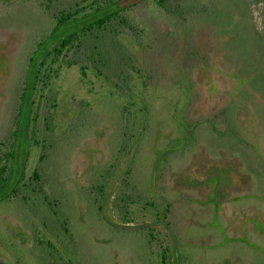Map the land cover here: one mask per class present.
Masks as SVG:
<instances>
[{
  "label": "rangeland",
  "instance_id": "374dc122",
  "mask_svg": "<svg viewBox=\"0 0 264 264\" xmlns=\"http://www.w3.org/2000/svg\"><path fill=\"white\" fill-rule=\"evenodd\" d=\"M75 1L0 0V153L35 41ZM127 15L145 52L108 34L110 80L84 77L81 54L59 63L49 145L26 164L41 178L0 200V264H264V0L145 1ZM131 65L150 76L134 117L120 107L141 85Z\"/></svg>",
  "mask_w": 264,
  "mask_h": 264
},
{
  "label": "trees",
  "instance_id": "16d2710c",
  "mask_svg": "<svg viewBox=\"0 0 264 264\" xmlns=\"http://www.w3.org/2000/svg\"><path fill=\"white\" fill-rule=\"evenodd\" d=\"M145 1H152L164 9L168 4V0H76L73 5L55 8L51 12L52 5L42 3L52 13L54 23L47 34L35 41L29 54L22 91L13 116L11 135L2 141L4 147L0 153V200L16 195L23 188L27 189L34 177L41 178L37 169H34L30 177L27 176L26 164L30 149L34 145H41L42 150L49 145L47 134L59 105V100L50 92L52 80L59 75V63L65 60L71 63L72 59L76 60L75 55L81 54L85 62H81L82 58L73 62L79 64V71L84 77L89 69L92 75L110 80L103 69L113 57L110 47L114 46L113 50H116L118 46L109 42L107 35L116 32L129 35L131 46L145 52L141 29L127 15L129 9ZM4 61L0 65L3 66L1 69L6 68ZM131 66L137 71L141 85L136 89L129 86L120 93L124 95L120 107L124 115L126 113L127 116L134 117L140 111L147 113L148 104L143 88L147 86L150 76L142 71L141 66ZM84 77L81 81L88 84L89 79ZM40 118L46 126L41 131V136L38 122ZM169 250V246L162 244L159 253L162 259ZM172 264L178 262L175 260Z\"/></svg>",
  "mask_w": 264,
  "mask_h": 264
}]
</instances>
